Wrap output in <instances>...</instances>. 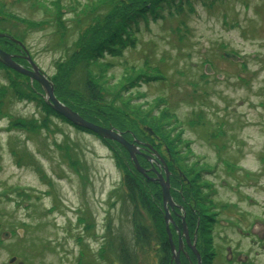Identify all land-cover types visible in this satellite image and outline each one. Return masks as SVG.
<instances>
[{
    "label": "rangeland",
    "instance_id": "obj_1",
    "mask_svg": "<svg viewBox=\"0 0 264 264\" xmlns=\"http://www.w3.org/2000/svg\"><path fill=\"white\" fill-rule=\"evenodd\" d=\"M56 2L58 10L53 6ZM0 3L8 14L45 23L31 28L0 19V30L5 28L22 43L49 78L60 63H70L72 45L82 33L76 20L84 17L78 25L88 28L93 17L107 14L97 9L82 15L90 0ZM111 3L110 9L121 5L119 0ZM173 8L163 9L147 26L140 23L137 31L132 29L134 45L127 44L114 59L101 57L109 62L89 67L93 76L61 79L58 91L67 96L70 86L81 90L86 80L92 82L97 99L110 101L118 112L115 124L153 149L154 158L160 157L171 173V182L176 179L174 186L182 200L176 193L170 196L185 210L183 216L176 209L177 219L185 220L189 207L193 213L199 209L203 215L211 210L217 214L213 264H264V0H193L192 12ZM176 28L181 29L180 36L174 33ZM20 52L17 56L22 59L26 54L21 48ZM224 53L242 61L225 60ZM206 66L213 69L211 73L206 74ZM139 73L145 76L135 79ZM0 84H7L2 70ZM38 106L36 100L11 99L2 108L4 116L0 115V264H10L11 258L16 259L12 264H122L115 249L108 247L116 233L125 240H113L114 245L135 244L126 221L128 212L118 197L122 165L107 143L57 118L49 131L29 134L18 129L19 119L44 117ZM64 144L81 163L80 172L68 165L61 149ZM195 164L207 165L209 170L202 172L191 190L193 195L198 192L197 209L187 192L181 194L189 170L199 171ZM141 167L148 178L149 172L155 177L151 168ZM143 222L150 228L146 218ZM196 226L194 243L186 228L202 264ZM175 227L181 233L182 228L176 221L169 225L177 247ZM156 244L137 248L136 263L159 264ZM205 244L199 245L203 251ZM190 257L180 263L197 264L196 256Z\"/></svg>",
    "mask_w": 264,
    "mask_h": 264
},
{
    "label": "trees",
    "instance_id": "obj_2",
    "mask_svg": "<svg viewBox=\"0 0 264 264\" xmlns=\"http://www.w3.org/2000/svg\"><path fill=\"white\" fill-rule=\"evenodd\" d=\"M31 1L35 2V0ZM119 1L121 5L118 6V9L116 7L114 9H110L109 5H113L111 3L113 2V0H90L89 6L85 8L86 12L84 9L82 15H85L87 13H89V15H92L91 12L96 11L97 9H104L107 14L104 15V17L102 16L103 18L99 16L93 17V20H91V25L88 28H84V26L82 27L78 25L79 22L83 24L82 21L84 17H81V20H76L77 28L82 29V33L80 34L79 32L77 38L78 41L76 40L77 42L75 41V43L72 45L74 50L72 57L69 60L70 63H60L57 67L56 74L52 76L50 80L54 86L55 97L62 104L70 108L73 112L77 113L87 122L107 129L113 128L117 130L128 142L140 146L139 151L153 158V149L151 150L149 149V147H144L139 143V141L134 138V136L130 132L128 133L127 131H124L119 125L115 124V122H119L118 112L116 110H112L110 101H104L102 100V98L97 99L98 95L92 88L94 86L90 85V83L92 82L89 83L88 81V83H86V80L82 81L80 86L83 87V89L81 90L72 89L70 86V92L67 96H63L58 91L62 86L59 82L61 79H70L71 76H75L74 78L79 77L77 80H80L81 77H83L84 75H88V73L92 75V70L90 72L91 68L89 69V67L97 68V65L102 67L103 65H107V63L109 62L105 61V59L102 60L103 57H110L111 59H114V57L116 55H119V53L127 46V44L129 46H133L134 41H136V37L135 35H131V33L133 32L132 29H135L137 31L139 29L138 26L140 25V23L147 26L149 20L155 21L158 17H160V12L163 9L174 7L173 11L176 12H183L184 8H187L190 12L193 11V0H129L128 2H122V0ZM53 6L56 7L57 10L60 8L58 2L54 3ZM0 12L3 13L1 14L2 16H0V19L7 20L10 18L9 20L13 19L21 23L22 25H27L31 28H40L45 24L44 22L25 20L8 14L4 12V9L1 7V3ZM58 16L59 15H57V17ZM172 16V14H169V17ZM59 24L62 26V28H64L61 22H59ZM84 29H86V32L83 34ZM174 33H177L180 36L182 31L181 29L176 28L174 29ZM0 34L6 35L0 37V49L9 54L15 55L17 57L14 59L16 63L27 66V62L24 60V58L21 59L17 56L18 53L22 55V53L20 52L21 47L8 39V37L13 38L11 36V33L4 28V30H0ZM66 51L67 48L65 49V52ZM97 59H99L100 63L95 64L94 61ZM65 61H67V59ZM0 70L5 73L7 78V84H0V115L4 116L2 108L3 106H5L6 101L15 99L17 101L33 102V100H36L40 105L38 107L43 112L44 117L42 119H19V123L16 124V126L19 127L18 129H22L29 134H38L40 129L49 131L53 118H57L61 122L68 124L79 131L89 133L107 143L110 150L113 151L117 163L122 165V169H124V175L121 183V188L119 189V191L121 192L118 194V197L119 201H121L122 207L124 206L123 209L128 212L126 221L127 224H131L132 240L135 242V244L132 246H130V244H124L123 246L119 247V243L125 240V236H119L116 233V235H112L110 239V243L112 245L108 246L110 248V251L115 249V252L116 254H118L119 260L122 264H138L136 263L138 255L137 248H139L140 246L148 248L150 244L155 241V243H157L156 245H158L160 249L159 264H173L171 260L172 254L165 230V223L163 220V213L161 209V191L159 186L156 183L150 181L148 177H145L134 168L132 162L129 160L127 151L123 149L119 144L103 140L89 131L75 127L64 118L54 113L45 104L42 97V90L36 82H33L31 84L27 78L11 69L6 68L1 63ZM66 71H69V73L65 74ZM143 75L145 76V74L139 73V75H137L135 79H139ZM88 77L90 76L88 75ZM100 78L101 76H97V80ZM191 125H193V123H191ZM142 143L146 144V141ZM61 149L64 150V158L67 160L68 165L75 172L79 171L78 168H82L81 163L77 158L70 154V146L64 144ZM176 153L179 154L177 150L175 154ZM137 159L139 161V164L144 168H152L153 165L145 156H138ZM195 167L199 168V171L196 172L195 168L189 170V173H187L186 175L188 184L187 186L182 187L181 193L183 194V192H187L190 200L194 205L196 204V201L199 199V197L197 195L198 192L197 194H192V187L194 186V184H198L197 180L200 175L202 176L203 171H209L207 165L199 166V164H195ZM154 168L157 169V167ZM148 176L153 178L154 175L149 172ZM208 186L210 187V184H208ZM116 193L117 191L114 192L113 196L116 195ZM174 193H176V198L179 196V200H182V198H180V196H182L180 195V193L173 192L172 196ZM197 208L195 205V209ZM197 211L198 213L196 211L195 213H193L192 210L190 212V207L189 210L186 209L185 223L189 231V237L192 240L194 231L197 227L196 224L198 223L197 250L201 256L202 264H213L214 257L217 252L216 247L214 246L215 225L218 224V221H216L214 218L217 214L213 212V210L210 211V215H206L205 212L203 215V211L199 209H197ZM144 218H146L150 223V228L145 226L143 222ZM173 220L174 222L176 221V225L179 228H182V221L180 217L179 219L175 217V219ZM108 224L107 226L109 229L110 223ZM87 225L88 226L86 227V229H90L92 226L89 223H87ZM21 227L24 228L25 226L21 225ZM106 237L107 234H105V239ZM118 238L119 243H115L116 245H114L113 240L117 242ZM203 243H206V248L204 247V251L199 246L200 244L203 245ZM188 253L189 256L193 258V254L190 252V250ZM180 260L186 261L182 254L180 256ZM194 262H196V260H194Z\"/></svg>",
    "mask_w": 264,
    "mask_h": 264
},
{
    "label": "water",
    "instance_id": "obj_3",
    "mask_svg": "<svg viewBox=\"0 0 264 264\" xmlns=\"http://www.w3.org/2000/svg\"><path fill=\"white\" fill-rule=\"evenodd\" d=\"M13 40V39H11ZM16 42L15 40H13ZM19 44V42H16ZM13 57L10 54L5 53L0 49V63L4 65L5 67L27 77L30 82H37L44 93V101L49 108L59 115L60 117L64 118L66 121H68L70 124H72L75 127L84 129L86 131H89L98 137L117 142L120 144L129 154V157L131 161L133 162L134 168L147 177V170L143 169L141 166H139L137 162V155H140L141 153L139 150L132 144L125 141L121 134L114 131L113 129H106L100 126H97L93 123L87 122L83 118H81L77 113L73 112L71 109H69L67 106L60 103L54 96V88L53 84L47 79V77L39 70L37 65L29 58V56H26V61L28 62L29 68H24L21 65L17 64L13 61ZM223 57L226 60H232L233 62L241 61L238 59L235 55L225 53ZM207 72L209 71V67H206ZM150 134V133H149ZM157 156V155H156ZM157 158L163 162L160 157L157 156ZM151 171L155 174V178H149L150 181L157 182L160 189H161V195H162V208H163V220L165 223L166 233L170 245V250L172 254V261L174 264H181L180 263V252L183 250V241L181 236L184 237L186 245L191 248L193 254L197 258V264H201L200 257L198 253L195 250L194 246H191L187 228L184 222V218H182V233L179 231L177 227H175V231L178 235V245L177 247L174 245L172 241V236L169 231V225L174 226V221L170 215L169 208L173 210L174 203L172 201V198L170 196V184H169V172L166 168V165L164 164V175H161V173L157 172L155 168H151ZM196 233L194 234L193 243L195 241ZM187 256V255H186ZM15 262V258H12L9 263L12 264ZM17 264H23L22 262H18Z\"/></svg>",
    "mask_w": 264,
    "mask_h": 264
},
{
    "label": "flooded vegetation",
    "instance_id": "obj_4",
    "mask_svg": "<svg viewBox=\"0 0 264 264\" xmlns=\"http://www.w3.org/2000/svg\"><path fill=\"white\" fill-rule=\"evenodd\" d=\"M171 179H172V175H170V178H169V180H170L169 181L170 182V191L179 192L180 193V191L174 186V180L176 181V179L173 178V182H171ZM177 207H179V206H178L177 203H175V207H174L173 211H171V215L174 216V217L178 216V214L176 212ZM177 211H179V210L177 209ZM187 248L188 247L186 245H184V248H183L184 251H187L188 250Z\"/></svg>",
    "mask_w": 264,
    "mask_h": 264
}]
</instances>
